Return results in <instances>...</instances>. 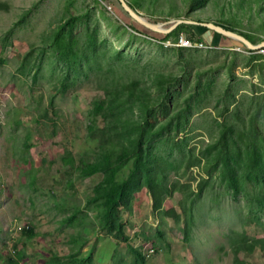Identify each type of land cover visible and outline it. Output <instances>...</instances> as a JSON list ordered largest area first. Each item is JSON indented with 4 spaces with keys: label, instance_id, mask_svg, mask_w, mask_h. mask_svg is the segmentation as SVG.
Returning <instances> with one entry per match:
<instances>
[{
    "label": "rangeland",
    "instance_id": "obj_1",
    "mask_svg": "<svg viewBox=\"0 0 264 264\" xmlns=\"http://www.w3.org/2000/svg\"><path fill=\"white\" fill-rule=\"evenodd\" d=\"M124 1L264 42V0ZM132 20L117 0H0V264H264V48L189 25L167 39L193 46L166 47ZM137 140L144 180L109 230Z\"/></svg>",
    "mask_w": 264,
    "mask_h": 264
},
{
    "label": "trees",
    "instance_id": "obj_2",
    "mask_svg": "<svg viewBox=\"0 0 264 264\" xmlns=\"http://www.w3.org/2000/svg\"><path fill=\"white\" fill-rule=\"evenodd\" d=\"M132 22H133V24H135V26H138L140 28V29H136L137 32L140 31L139 33H141V34H145L148 36L150 35L155 40H159V41L163 40L164 41L165 39H167L168 36L172 35V33L165 34V35L155 33V32H152V31L144 28L143 26L139 25L134 20H132ZM192 26L203 28L202 26H197V25H191V27ZM182 27H184V26H178V28H176L174 30L176 31ZM133 29H134V27H133ZM203 29L204 30L202 31V33L206 30L205 28H203ZM224 29H227V28H224ZM174 30H173V33L175 32ZM227 30H230V29H227ZM230 31H232V30H230ZM202 33H201V35H202ZM175 37H177V36H175ZM218 37H219V39H218ZM220 38L228 39V38L222 37L221 35H219L217 33H214L212 42H216L218 45ZM198 39L201 40V42L203 41L200 37H198ZM217 40H218V42H217ZM224 155L226 156L227 164H229L230 156L225 151H224ZM261 157H262V155H261ZM145 160L146 159H145L144 143L141 140H137L134 160H133V164H132V169L129 172V176L125 180L120 181L119 183L114 182V180L112 179V185L109 188V191L107 193V199L105 202L106 212L104 213V220L102 222V219H101V222L103 223V226L107 227L109 230L115 229L118 232H121L120 231L121 225L119 224V220L114 217L116 214V209L118 206L124 205L125 200L129 199L131 197V195L138 190L139 186L134 187V183L136 181L143 182L144 173L146 172V170L144 169ZM263 170H264V168H263ZM148 173H149V171L147 170L146 176L148 175ZM148 181H151L150 175L147 176V188L153 192V198H154V188L152 187V185ZM154 202H155V204H159L156 201H154Z\"/></svg>",
    "mask_w": 264,
    "mask_h": 264
},
{
    "label": "water",
    "instance_id": "obj_3",
    "mask_svg": "<svg viewBox=\"0 0 264 264\" xmlns=\"http://www.w3.org/2000/svg\"><path fill=\"white\" fill-rule=\"evenodd\" d=\"M117 1L120 3L123 10L129 15V17L131 19H133L135 22H137L139 25L143 26L144 28H146L152 32H155V33L165 35V34H169L170 32H172L179 25H190V26L191 25H200L206 29L202 34V39L205 40V42L207 44L212 43L213 34L217 33V34L221 35L222 37L232 39V40H235V41L243 44L245 47H247L250 50H255L258 48H264V42H261L260 44H257V45H253L243 36L233 32V31L224 29L223 27H220V26L215 25L213 23H197L195 21H189V20H175L168 27H166L164 29H160V28L155 27L153 24L144 21V18L137 15L127 5V3L124 0H117Z\"/></svg>",
    "mask_w": 264,
    "mask_h": 264
},
{
    "label": "built area",
    "instance_id": "obj_4",
    "mask_svg": "<svg viewBox=\"0 0 264 264\" xmlns=\"http://www.w3.org/2000/svg\"><path fill=\"white\" fill-rule=\"evenodd\" d=\"M175 40V42H173V41H170L169 39H165L163 42H162V45H164V46H172V45H176V46H179V47H191V46H193L192 45V43L188 40V39H186L185 37H183V36H180V37H178V38H175L174 39ZM203 41L202 42H200V44H196V46H200V47H202L203 46ZM207 44V43H206ZM149 253H152V250H149L148 251V254Z\"/></svg>",
    "mask_w": 264,
    "mask_h": 264
},
{
    "label": "bare ground",
    "instance_id": "obj_5",
    "mask_svg": "<svg viewBox=\"0 0 264 264\" xmlns=\"http://www.w3.org/2000/svg\"><path fill=\"white\" fill-rule=\"evenodd\" d=\"M144 21L149 22V21H147L145 18H144ZM149 23H151V22H149ZM169 23L172 24L173 21H171V22H169ZM151 24H153L155 27L160 28V29H164V28H166V27H164L163 24H161V23H157V24L151 23Z\"/></svg>",
    "mask_w": 264,
    "mask_h": 264
}]
</instances>
